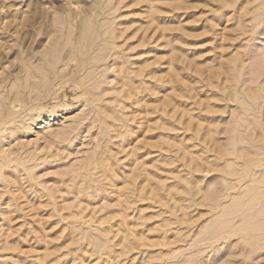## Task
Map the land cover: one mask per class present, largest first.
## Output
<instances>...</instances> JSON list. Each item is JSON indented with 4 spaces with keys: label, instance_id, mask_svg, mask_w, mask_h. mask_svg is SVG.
Wrapping results in <instances>:
<instances>
[{
    "label": "rangeland",
    "instance_id": "374dc122",
    "mask_svg": "<svg viewBox=\"0 0 264 264\" xmlns=\"http://www.w3.org/2000/svg\"><path fill=\"white\" fill-rule=\"evenodd\" d=\"M0 264H264V0H0Z\"/></svg>",
    "mask_w": 264,
    "mask_h": 264
},
{
    "label": "bare ground",
    "instance_id": "6f19581e",
    "mask_svg": "<svg viewBox=\"0 0 264 264\" xmlns=\"http://www.w3.org/2000/svg\"><path fill=\"white\" fill-rule=\"evenodd\" d=\"M54 20H55V19H54ZM54 26H55V25H54ZM56 28H57V27H56ZM53 30H54V29H53ZM80 30H81V29H80ZM36 33H37V32H36ZM65 38H66V37H65ZM56 42H57V40H56ZM57 43H58V42H57ZM57 43H55V45H56ZM58 45H59V43H58ZM50 46H51V45H50ZM50 46H49V47H50ZM56 47H57V46H56ZM50 48H51V47H50ZM56 49H57V48H56ZM43 50H44V49H43ZM54 50H55V49H54ZM50 51L52 52V50H49V48H48V51H46V52H50ZM41 53H42V52H41ZM43 53H44V51H43ZM46 54H48V53H46ZM46 54H45V55H46ZM42 55H43V54H42ZM48 55H49V54H48ZM50 55H51V54H50ZM51 56H52V55H51ZM49 57H50V56H49ZM47 58H48V57H47ZM59 74H60V73H59ZM58 76H59V75H58ZM65 76H66V75H65ZM56 77H57V76H56ZM62 77H63V76H62ZM62 77H61V78H62ZM65 78H66V77H65ZM59 79H60V78H59ZM59 79H58V80H59ZM68 79H69V78H68ZM58 80H57V82H58ZM62 80H63V79H62ZM63 81L65 82V79H64ZM68 81H70V80H68ZM59 82H60V81H59ZM55 83H56V82H55ZM60 83H61V82H60ZM62 83H63V82H62ZM67 83H68V82H66V84H67ZM58 84H59V83H58ZM60 85H62V84H60ZM58 86H59V85H58ZM36 87H37V86H36ZM56 87H57V86H56ZM59 87L62 88V87H64V85H63V86H59ZM33 88H34V87H33ZM61 88H58V89H61ZM238 141H240V140L238 139Z\"/></svg>",
    "mask_w": 264,
    "mask_h": 264
}]
</instances>
